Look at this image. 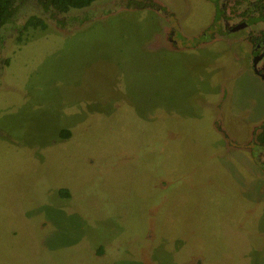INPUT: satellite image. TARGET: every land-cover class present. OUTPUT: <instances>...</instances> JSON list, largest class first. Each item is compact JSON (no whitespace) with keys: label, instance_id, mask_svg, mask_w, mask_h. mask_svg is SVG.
Segmentation results:
<instances>
[{"label":"rangeland","instance_id":"rangeland-1","mask_svg":"<svg viewBox=\"0 0 264 264\" xmlns=\"http://www.w3.org/2000/svg\"><path fill=\"white\" fill-rule=\"evenodd\" d=\"M111 1L68 28L24 5L46 27L0 47V264H264V175L222 135L264 116V81L236 43L155 47L208 0L88 17Z\"/></svg>","mask_w":264,"mask_h":264},{"label":"flooded vegetation","instance_id":"flooded-vegetation-1","mask_svg":"<svg viewBox=\"0 0 264 264\" xmlns=\"http://www.w3.org/2000/svg\"><path fill=\"white\" fill-rule=\"evenodd\" d=\"M208 1L213 7L212 16L203 30L195 35H188L177 23H168L155 35V47L177 49V46H187L185 43L190 41L194 46L208 41H220L232 48V45L236 43L239 44L238 52L241 53L242 59L238 53L233 55L240 68L248 70L254 77L264 81V0ZM113 6L126 9L148 7L161 10L164 15L168 13L173 16L154 0H113L108 5L92 7L89 10L92 15L88 17L101 16ZM95 8H100V12L94 10ZM232 59L230 66L234 68L235 59L233 57ZM222 135L228 140V145L233 144L239 147L247 159L253 161L256 170L264 175V116L248 123L242 137L239 135H236V138L232 137L225 131H222Z\"/></svg>","mask_w":264,"mask_h":264},{"label":"trees","instance_id":"trees-1","mask_svg":"<svg viewBox=\"0 0 264 264\" xmlns=\"http://www.w3.org/2000/svg\"><path fill=\"white\" fill-rule=\"evenodd\" d=\"M94 1L96 0H0V47L11 33H15V38L19 42L27 29H44L46 27L45 19L36 13L29 14L21 23V17L25 13L24 5L35 7L37 9H34L35 11L47 15L48 19L53 20L59 27H65L72 22L71 20H74V16L66 15L67 11L87 8ZM81 15V18L85 17V11ZM78 18L80 16H77ZM65 23L66 25H64ZM7 62V57L0 55V71ZM58 135L65 137L68 135V131L61 130ZM60 194L64 196L66 191H60Z\"/></svg>","mask_w":264,"mask_h":264},{"label":"water","instance_id":"water-1","mask_svg":"<svg viewBox=\"0 0 264 264\" xmlns=\"http://www.w3.org/2000/svg\"><path fill=\"white\" fill-rule=\"evenodd\" d=\"M90 18H92V17H90ZM216 120V119H215Z\"/></svg>","mask_w":264,"mask_h":264}]
</instances>
